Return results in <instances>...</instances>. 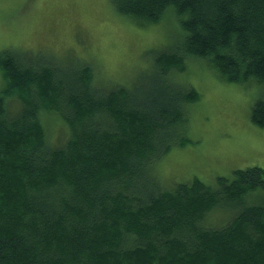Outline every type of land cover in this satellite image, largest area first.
Returning a JSON list of instances; mask_svg holds the SVG:
<instances>
[{
	"label": "trees",
	"instance_id": "obj_1",
	"mask_svg": "<svg viewBox=\"0 0 264 264\" xmlns=\"http://www.w3.org/2000/svg\"><path fill=\"white\" fill-rule=\"evenodd\" d=\"M112 2L141 26L183 17V38L156 51L152 75L133 87L99 84L81 58L65 68L0 51V264H264V165L171 189L151 172L187 142L186 108L200 93L173 76L188 58L223 80L264 84V0ZM49 114L67 125L62 140L50 138ZM251 120L264 127V100ZM222 201L235 213L205 226Z\"/></svg>",
	"mask_w": 264,
	"mask_h": 264
},
{
	"label": "rangeland",
	"instance_id": "obj_2",
	"mask_svg": "<svg viewBox=\"0 0 264 264\" xmlns=\"http://www.w3.org/2000/svg\"><path fill=\"white\" fill-rule=\"evenodd\" d=\"M183 17L167 12L157 23L141 26L119 14L112 0H0V51L13 48L41 53L47 62L72 67L86 60L99 84L133 87L151 74L156 51L169 49L184 34ZM174 81L194 86L200 98L187 105L186 144L174 146L155 162L152 176L167 189L198 176L216 185L237 168L264 165V127L251 110L264 100V84L221 79L203 58L190 57ZM5 86L0 68V94ZM7 98L12 110L16 101ZM53 141L66 136L58 115H44ZM182 133V134H183ZM235 210L226 201L207 213L205 226L221 227Z\"/></svg>",
	"mask_w": 264,
	"mask_h": 264
}]
</instances>
